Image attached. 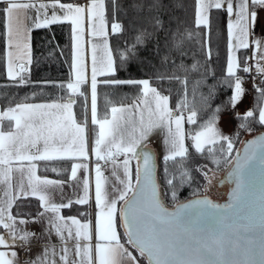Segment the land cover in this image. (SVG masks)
<instances>
[{"label": "snow or ice", "instance_id": "1", "mask_svg": "<svg viewBox=\"0 0 264 264\" xmlns=\"http://www.w3.org/2000/svg\"><path fill=\"white\" fill-rule=\"evenodd\" d=\"M0 8L6 22L7 36V76L16 86L31 83L24 73L31 64V46L29 33L31 29L26 21L29 10L36 12L33 22L35 28L68 21L72 25L75 55L73 69L74 79L67 84L53 83L66 91L67 96L50 103H16L0 108V264H21L16 248L25 254L30 250L31 241L36 233L29 232L18 225L27 221L13 215V207L21 198L36 197L43 211L38 217L47 216L49 237L54 233L61 241L60 251L54 245L45 244L41 254L24 264H264V186L261 187L259 207L238 214L237 208L249 195L248 178L257 165L264 166V133L244 144L243 152L235 148L233 138L226 136L219 128L221 113L229 107L235 109L242 102L246 89L244 77L238 71L252 73L253 88L258 94L254 97L252 108L246 109L240 117L239 129L253 131V124L264 126V41H253L258 54L253 57L254 66H244L235 55L237 49H248L250 30L259 23V12L264 11V0H197L196 26H208L211 9L226 6L229 16L235 21L228 25L230 55L224 81L233 89L232 95L224 104L211 107L215 86L207 85L205 69L201 78L194 82L193 101L197 89L207 86V95L200 93L203 102L211 109L206 120L200 121L199 130L190 133L192 147L196 153L206 154L215 165L231 164L232 170L227 179H234L236 187L230 193L231 203L214 204L207 198L196 199L178 204L174 211H169L164 201L176 200L180 189L193 181L191 170L184 162L189 157V147L185 144L184 123L197 125L199 113L188 99V76L183 79L173 72L172 75H158L157 80H177L184 88V94L176 104L170 107V96L164 95L153 87L149 79L120 80L99 77H112L117 72L116 59L108 43L105 0H88L87 4L62 3L61 0H0ZM113 13L118 5L112 0ZM144 3L133 4L138 11ZM159 0L148 4L149 10L158 8ZM52 9L49 14V9ZM59 8L63 15L56 9ZM88 22L92 37H103V44H92L91 64V123L98 126L95 132L92 152L95 164V204L98 209L95 223L91 220L81 221L75 216L65 217L61 210L70 208L73 203L85 205L89 202V180L83 181L84 194L75 201L55 202V190L62 189L64 182L42 178L37 174L38 162H53L65 159L89 157L87 138V105L84 106V119L78 122L74 112L76 96L85 97L81 90L88 81L85 74L84 34L85 22ZM157 27L162 26L159 18H154ZM124 25L113 18L112 33H121ZM146 30L139 31L135 43L121 52V65L135 56L137 45L144 43ZM173 47L180 51L184 39H190L187 33L176 39L173 33ZM103 56L97 59V49ZM180 55L186 53L180 51ZM210 58V52H209ZM164 57V61H168ZM174 63V62H173ZM200 63L191 66L181 63L175 68L188 72H200ZM213 75L214 78V74ZM260 84H256V78ZM49 83V82H46ZM104 85H138L140 96L132 105H113L110 114L103 118L98 116L97 86ZM87 100V97H85ZM138 111L139 118L134 114ZM239 115V114H237ZM174 125V128H173ZM168 129V154L164 160L177 164L175 172L169 173L165 168L164 186L156 179V164L153 154L145 146L150 133L157 127ZM219 146V147H218ZM235 152V155L233 153ZM123 156L120 160L119 157ZM136 160L135 178L131 161ZM100 161L110 164L114 182L111 194L106 190L108 177L103 175ZM234 161V163H233ZM87 164L73 163L70 179L77 180V172L87 169ZM201 166L200 171L208 182V171ZM122 169V172H121ZM52 171H57L52 168ZM129 193H132L129 198ZM123 204V207H118ZM196 210L193 212V210ZM201 217L210 218L213 223L202 226ZM119 227L124 228L122 240ZM95 237V244H93ZM69 242H72L75 259L70 262Z\"/></svg>", "mask_w": 264, "mask_h": 264}, {"label": "trees", "instance_id": "2", "mask_svg": "<svg viewBox=\"0 0 264 264\" xmlns=\"http://www.w3.org/2000/svg\"><path fill=\"white\" fill-rule=\"evenodd\" d=\"M144 3V8L140 11L133 8V4ZM106 19L109 28L113 18L124 25L121 33L109 31L108 38L113 56L116 59L117 72L112 77H99L98 80L114 78L120 80L147 78L163 94L170 96V105L176 107L184 94V88L177 80H157L158 75H172L175 72L182 79L188 76V99L192 106L199 113L197 125L186 122L188 131L199 129L200 121L206 120L211 114V109L203 102L200 93L207 95V86L197 89L195 100L193 101L194 82L201 78L205 69L210 73L207 76V85L215 86L214 99L210 101L211 107L224 104L232 95L233 89L224 81L230 79L226 76V27L225 13L223 9L210 11L209 25L196 26L195 21V0H159V7L149 10L148 4L152 0H117V9L113 13L112 0H105ZM4 5L0 3V8ZM154 18L162 21V26L157 27ZM4 16L0 15V107H6L21 99L50 100L60 99L67 96L66 91L59 87H54L53 83L66 84L71 79V33L68 21L50 25L46 28H32L30 31L31 64L25 77L31 83L25 86H16L15 83L5 76L4 72ZM146 30L149 35L145 36L144 43L137 45L135 56H131L121 65L120 54L129 45L135 43V36L139 31ZM173 33H178L176 39H180L187 33H191L190 39H184L183 47L180 51L186 53L181 56L180 51L173 47ZM210 52V58H209ZM244 52L240 56L243 60ZM168 61H164V57ZM183 60L186 66H191L194 62H199L202 66L200 72L185 73L175 68ZM174 62V63H173ZM214 74V78L213 75ZM239 74V71H238ZM49 82V83H46ZM141 86L138 85H104L97 86V106L98 116L103 118L109 108L117 103L127 102L140 96ZM87 97V86L82 85L81 89ZM258 94L253 89V96ZM85 97L76 96V118L80 121L84 119V106L87 105ZM254 104V103H253ZM253 107V105H252ZM230 107L221 113L230 114ZM87 115V111H86ZM243 114H231V130L229 137L235 141L237 149L241 142L248 137L262 131L264 126L253 124V131L249 132L239 129L240 117ZM220 116V117H221ZM219 147V146H218ZM234 155V153H233ZM172 161L162 159L157 163L156 179L163 187L165 168L169 173L175 172L177 164ZM185 167L191 170L193 181L185 184L180 189V194L176 200L171 198L164 201L166 207L173 206L189 197L200 194L208 180L203 172L198 170L203 165H207L205 171H223L222 175L228 172L231 164H213L206 154L189 151V157L184 162ZM227 177V176H226ZM226 177H224L226 179ZM227 180V179H226ZM39 208L38 202L32 198H21L13 207L14 213L30 214ZM122 238L123 237V233Z\"/></svg>", "mask_w": 264, "mask_h": 264}, {"label": "crops", "instance_id": "3", "mask_svg": "<svg viewBox=\"0 0 264 264\" xmlns=\"http://www.w3.org/2000/svg\"><path fill=\"white\" fill-rule=\"evenodd\" d=\"M61 2L62 3L84 5V4L88 3V0H83L81 2L77 1V0H66V1L61 0ZM51 11H52V9L50 8L49 14H51ZM56 11L60 15H63L62 11L59 8H57ZM262 13L264 14V11H262ZM27 15L29 17H31V19H28L26 21V26L29 29H32V28H34L33 22L35 21V18H36V12L34 10H29ZM69 24H70V33H71V69H70V73H71V79H74L75 72L73 69V61H74V55H75V48H74V39H73V33H72V25L70 22H69ZM3 33H4V72H5V76L8 78V76H7V51H8V47H7L5 18H4ZM29 36H30V33H29ZM91 39H96V37L93 38L89 34V25H88V22L86 21L85 22V34H84V59H85L86 68L89 65L88 54H89V49L91 46V41H92V44L97 43V41H94ZM29 43H30V40H29ZM249 52L250 51L244 53L243 59L247 55H249L248 54ZM240 59L241 58H239V62H240ZM86 62H88V63H86ZM27 67H29V65H27ZM55 100H59V99H50V100L21 99V100L13 102L10 105H15L16 103H42L45 101H55ZM90 106H91V94H90V87H89V96H88V88H87V119H88V113L90 112ZM88 109H89V111H88ZM73 163H82V164L88 165L87 169L78 170V172H77L78 178L75 181L70 179L71 166ZM101 167H102L103 175L105 177H108L110 180H114V178L112 177V168L109 165H101ZM52 168H56L57 171H55V172L52 171L51 170ZM91 171L93 172V174L95 173V164L93 163V161L92 160L89 161L87 159L85 160L84 158H78L77 160L72 159L69 162H67L66 164L64 162L57 163L54 161L53 162H38L37 174L40 175L42 178L46 177V178L52 179V180L63 181L64 184H63L62 189H56L55 190V202L67 203L69 200L75 201L76 199H78L80 196H82L84 194L83 181L85 178H87L89 180V175H90ZM121 172H122V170H121ZM88 194H89L88 204L80 205V204L73 203L70 208L62 209L61 214L64 215L65 217L75 216L78 219H80L81 221L90 220V198H95L94 194L91 195L92 189L90 186V182H89V193ZM27 198H32V199L37 200L39 208L34 213H30V214H21V213L17 214V213L13 212V215H16L19 219H24L25 221H27L26 224L18 225V228H22V229L27 230V231L32 232V233H36V238H34L31 241L30 246H29L30 250L27 252V254H25L23 249H20V248L15 249L18 253L21 264H24L25 261H28L30 259H35L39 254H41L46 243L54 245L57 252H59L60 248H61V241L59 240V238L54 233L49 237L48 232L46 231V229L48 228L47 216L43 220H41L38 217V213L43 211V208L41 207V204H40V201L38 200V198L31 197V196H29ZM121 206H122V204H118V207H121ZM93 207H94V204H93ZM93 215H94V217H93V220H94L93 224H94L95 218H96V214L94 211H93ZM2 231H3V229L0 228V232H2ZM118 231L120 233L122 232L121 227L118 228ZM121 236H122V234H121ZM93 244H95V237H93ZM69 248L72 249V252L70 253V262H71L72 259H75L74 248H73L72 242H69ZM0 250H5V249L0 248ZM56 259H57V264H60L58 256L56 257Z\"/></svg>", "mask_w": 264, "mask_h": 264}, {"label": "rangeland", "instance_id": "4", "mask_svg": "<svg viewBox=\"0 0 264 264\" xmlns=\"http://www.w3.org/2000/svg\"><path fill=\"white\" fill-rule=\"evenodd\" d=\"M64 1H66V0H64ZM77 1L81 2L83 0H77ZM234 3H235V0H234ZM105 5H106V3H105ZM222 9L224 10L225 19H226V21H225L226 29L225 30H226V71H227V63H228V58H229V55H230V43L234 42L233 38L229 36L228 25H229L230 22H234L235 21V16L234 15L233 16H229L227 14L226 6H225V8H222ZM196 10H197V0H195V21H196ZM212 10H215V9H211L210 11H212ZM106 14H107V12H106ZM209 16H210V12H209ZM110 30L111 29L109 28L108 21H107L108 34H109ZM89 34H90V28H89ZM93 38H95V37H93ZM107 39H108V43H109V38L107 37ZM91 40L97 41L96 44H98V45H102L104 38L97 36L96 39H91ZM248 40H249V45H250L248 49H237L236 50L235 55L238 58V60H239L242 52L245 53V52L250 51L248 54L252 53L253 57L256 56V54H258V50L256 49L255 44L253 43V41H257V40L264 41V14L262 13V11L259 12V23H258V25L254 29L250 30V35L248 37ZM109 46H110V43H109ZM88 56H89V59H88L89 65H88L87 68H85V73H86V78H87V81H88L86 83V85H87V88H88V96H89V87H90V80H91V64H92V59H91V57H92V41H91V46H90V49H89ZM102 56H103V52H102V50L100 48H98L97 49V59L99 60ZM86 63H88V62H86ZM98 78H99V76H98ZM142 79H147V78H142ZM152 86L155 87V85H153V84H152ZM243 87L246 89V92H245V95L242 97V102L238 103V105H237V107L235 109L231 108L230 109V114L222 115L220 117L218 126H219L220 130L222 131V133L224 135H226V136H229V133H230V130H231L230 115L231 114H243L246 109L252 108V105L254 103L253 89H249L248 87H245L244 85H243ZM164 95H166V94H164ZM137 100H138V97L134 98V99H131V100L127 101V102H121V103H117V104H114V105H116V106H119V105H125V106L132 105L133 102L137 101ZM50 102H52V101H45V102H42V103H50ZM169 104H170V102H169ZM170 107H172V106L170 105ZM110 108H109V111H108L109 114H110ZM172 108L175 109V107H172ZM76 110H77V106L74 105L75 115H76ZM88 111H89V109H88ZM134 116H135L136 119L139 118L138 111L134 114ZM77 121L80 122V121H83V120L79 121L77 119ZM173 128H174V125H173ZM184 130H185V144H186V146L189 147V151L195 150L192 147V141L190 139L189 134L190 133H194L195 131H197L199 129H196V130L190 132V131H188V129L186 127V122H185L184 123ZM96 131H98V126H93L92 125V123H91V111H90L88 113V119H87V138H88V148H89V157H88L87 160H89V161L92 160L94 164L97 163V160H96L95 155L92 152V147H93V142H94V139H95V132ZM167 139H168V129H167V127L160 126V127L155 128L150 133V135L148 137V140L145 142V146L146 147L151 148V149H153L156 152V161L157 162H159L162 159H164V156L168 154V144L166 143ZM237 147H239V146H237ZM77 159L78 158H75L73 160H77ZM119 159L122 160L123 156L119 157ZM70 160H72V159L58 160V161H54V162H57V163L64 162L66 164ZM101 163H104L103 165H109L111 167L110 164H105L104 161H100V164ZM136 165H137V161L136 160H132L131 161V167H132V170H133V178L135 177ZM222 173H223V171H214V170L209 172L208 175H209V177L211 179V182L210 183L209 182L205 183L204 189L202 191H200L202 195L203 194H207L211 198L222 197L223 189H225L227 187V185H229L228 184L229 182L224 178ZM223 178H224V180H223ZM222 180H223V182H222ZM89 182H90V186H91V189H92V194L91 195L94 194V196H95V173L93 174L92 171H91V173L89 175ZM113 182H114V180H110L108 178V182L105 185L106 190H108L110 194H111V185H112ZM93 204H94V207H93ZM93 211L96 214L98 209H97L96 204H95V198H90V220L92 222H94V220H93V217H94ZM121 231H122V233H124V228L123 227H121Z\"/></svg>", "mask_w": 264, "mask_h": 264}, {"label": "water", "instance_id": "5", "mask_svg": "<svg viewBox=\"0 0 264 264\" xmlns=\"http://www.w3.org/2000/svg\"><path fill=\"white\" fill-rule=\"evenodd\" d=\"M264 133V129L250 137H248L247 139H245L243 142L240 143L239 146V150L241 151V153L243 152V147L244 144L253 139L256 136H259L260 134ZM148 150H150V148L146 147ZM151 151V150H150ZM152 152V151H151ZM153 154V152H152ZM235 155V152H234ZM154 158V156H153ZM155 161V158H154ZM234 163V161H233ZM156 164V163H155ZM232 170V166L230 168V170L225 174V176H228V173ZM155 175H156V171H155ZM227 179V177H226ZM227 181L229 183H231V187L227 192L226 198L225 200L221 201V202H215L212 201L208 196L206 195H199V196H192L189 197L181 202L176 203L175 205H173L172 207H166L169 211H174L176 206L178 204H184V203H188L189 201L192 200H196V199H203V198H207L210 201H212V203L214 204H219V205H225L228 203H231V197H230V193L232 192V190L236 187V182L234 179L229 180L227 179ZM248 183L250 185V190H249V195L242 200L241 204L239 205V207L237 208V213L238 214H242V213H246L249 209H256L258 210L259 207V198H260V193H261V187L264 186V166H260L259 164L257 165V167L255 168V170L253 171V173L251 174V176L248 178ZM132 193L129 194V198H131ZM123 207V204H122ZM196 210L194 209L193 212H195ZM199 223L202 226H207L210 223H213V221L208 218V217H201L199 220Z\"/></svg>", "mask_w": 264, "mask_h": 264}, {"label": "built area", "instance_id": "6", "mask_svg": "<svg viewBox=\"0 0 264 264\" xmlns=\"http://www.w3.org/2000/svg\"><path fill=\"white\" fill-rule=\"evenodd\" d=\"M246 58H248V61H247L248 65L249 66H254L255 61L253 59L252 53H250ZM244 62H245V59L242 61L241 67L244 66ZM239 75L244 77L243 85L245 87H248L249 89H254L253 88V76L255 75V71L254 70H253L252 73H244L242 71H239ZM255 83L256 84H260V78L259 77L256 78Z\"/></svg>", "mask_w": 264, "mask_h": 264}, {"label": "flooded vegetation", "instance_id": "7", "mask_svg": "<svg viewBox=\"0 0 264 264\" xmlns=\"http://www.w3.org/2000/svg\"><path fill=\"white\" fill-rule=\"evenodd\" d=\"M240 146V145H239ZM239 148V147H238ZM237 148V149H238ZM150 150L153 152V156H154V158H155V162H156V170H157V161H156V152L153 150V149H151L150 148ZM227 173V172H226ZM225 173V174H226ZM225 174L223 175L224 177H226L225 176ZM223 180H224V178H223ZM223 180H222V182H223ZM229 185H227V187L225 188V189H223V192H222V197H219V198H211L209 195H207V194H203V195H206V196H208L212 201H215V202H221V201H223V200H225V198H226V195H227V192H228V190L230 189V187H231V183H228ZM199 195H202L201 193L200 194H197V195H195V196H199ZM175 205V204H174ZM166 207V206H165ZM169 207H172V206H169Z\"/></svg>", "mask_w": 264, "mask_h": 264}]
</instances>
